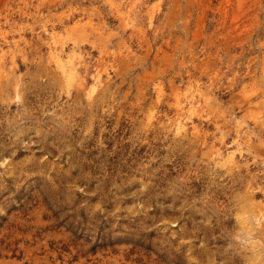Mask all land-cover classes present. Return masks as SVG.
<instances>
[{
	"label": "rangeland",
	"instance_id": "obj_1",
	"mask_svg": "<svg viewBox=\"0 0 264 264\" xmlns=\"http://www.w3.org/2000/svg\"><path fill=\"white\" fill-rule=\"evenodd\" d=\"M246 229L264 0H0V264H264Z\"/></svg>",
	"mask_w": 264,
	"mask_h": 264
},
{
	"label": "bare ground",
	"instance_id": "obj_2",
	"mask_svg": "<svg viewBox=\"0 0 264 264\" xmlns=\"http://www.w3.org/2000/svg\"><path fill=\"white\" fill-rule=\"evenodd\" d=\"M50 58L56 66V69L59 70L66 80H74L78 78L79 73L74 67L75 65L69 64L67 60L68 56L63 54L62 50H58L56 48L53 49L50 53ZM183 125L184 124L182 122L177 123V130L181 131V129H183ZM229 158L232 159V156Z\"/></svg>",
	"mask_w": 264,
	"mask_h": 264
},
{
	"label": "clouds",
	"instance_id": "obj_3",
	"mask_svg": "<svg viewBox=\"0 0 264 264\" xmlns=\"http://www.w3.org/2000/svg\"><path fill=\"white\" fill-rule=\"evenodd\" d=\"M236 241L242 249L248 250L253 255L259 248H264V241L258 240L254 233L247 229L237 234Z\"/></svg>",
	"mask_w": 264,
	"mask_h": 264
}]
</instances>
